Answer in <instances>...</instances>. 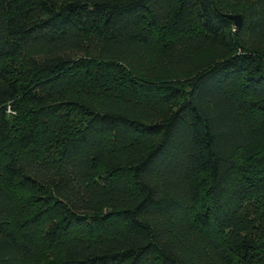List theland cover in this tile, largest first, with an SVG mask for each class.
Listing matches in <instances>:
<instances>
[{
	"label": "trees",
	"instance_id": "1",
	"mask_svg": "<svg viewBox=\"0 0 264 264\" xmlns=\"http://www.w3.org/2000/svg\"><path fill=\"white\" fill-rule=\"evenodd\" d=\"M0 264H264V0H0Z\"/></svg>",
	"mask_w": 264,
	"mask_h": 264
},
{
	"label": "water",
	"instance_id": "2",
	"mask_svg": "<svg viewBox=\"0 0 264 264\" xmlns=\"http://www.w3.org/2000/svg\"><path fill=\"white\" fill-rule=\"evenodd\" d=\"M229 17L234 20L235 24H239V15H229Z\"/></svg>",
	"mask_w": 264,
	"mask_h": 264
},
{
	"label": "rangeland",
	"instance_id": "3",
	"mask_svg": "<svg viewBox=\"0 0 264 264\" xmlns=\"http://www.w3.org/2000/svg\"><path fill=\"white\" fill-rule=\"evenodd\" d=\"M46 259H47V260H50V259H52V256H47ZM44 263H45V262H44Z\"/></svg>",
	"mask_w": 264,
	"mask_h": 264
}]
</instances>
